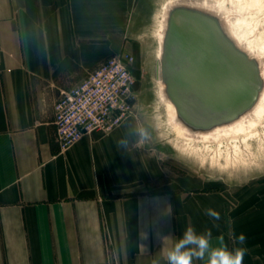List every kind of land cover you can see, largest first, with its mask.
<instances>
[{
	"label": "crops",
	"instance_id": "0c3cea01",
	"mask_svg": "<svg viewBox=\"0 0 264 264\" xmlns=\"http://www.w3.org/2000/svg\"><path fill=\"white\" fill-rule=\"evenodd\" d=\"M147 1L0 0V264H167L188 226L210 228L213 246L222 236L228 249L246 247L244 264H264L261 184L164 183L133 116L59 148L56 101L131 51Z\"/></svg>",
	"mask_w": 264,
	"mask_h": 264
},
{
	"label": "water",
	"instance_id": "95a60500",
	"mask_svg": "<svg viewBox=\"0 0 264 264\" xmlns=\"http://www.w3.org/2000/svg\"><path fill=\"white\" fill-rule=\"evenodd\" d=\"M187 24L199 28L188 30ZM208 45L237 59L241 64L234 65L238 71L255 73L253 85L239 91L219 76L229 75L228 67H223L222 73L212 71L211 57L203 51ZM158 61L157 77L160 73L165 94L175 105L179 121L192 131H209L235 121L255 105L263 89L258 60L238 46L218 16L194 6L176 5L171 9Z\"/></svg>",
	"mask_w": 264,
	"mask_h": 264
},
{
	"label": "bare ground",
	"instance_id": "6f19581e",
	"mask_svg": "<svg viewBox=\"0 0 264 264\" xmlns=\"http://www.w3.org/2000/svg\"><path fill=\"white\" fill-rule=\"evenodd\" d=\"M176 5L194 6L218 16L238 46L249 56L258 60L264 79V0H170L166 2L161 10L158 60L163 50L169 13ZM186 28L191 30L199 27L187 24ZM203 31L209 36H214L210 30ZM203 51L211 57L209 65L212 71L222 73L223 67H228L229 75L220 74L219 76H223L230 85L239 91L248 90L253 85L257 75L253 72L238 71V66H234L241 65L237 59L228 58L225 51L210 45L204 46ZM157 67L159 70V66ZM157 79L159 95L167 109L168 125L175 136L184 142L185 151H206L213 155L214 162L221 164L225 160L227 165L233 166L239 163L254 164L259 156H264L263 82L259 98L249 111L229 124L202 132L192 131L179 121L175 105L165 94V85L160 78V73Z\"/></svg>",
	"mask_w": 264,
	"mask_h": 264
},
{
	"label": "rangeland",
	"instance_id": "374dc122",
	"mask_svg": "<svg viewBox=\"0 0 264 264\" xmlns=\"http://www.w3.org/2000/svg\"><path fill=\"white\" fill-rule=\"evenodd\" d=\"M168 1H147L145 13L134 25L138 34L128 40L131 51L125 52L132 57L137 96L131 116L139 118L149 149L156 152L163 164L164 183L179 179L186 186L192 183L211 189L224 184H261L264 191V156H259L254 164L239 163L233 166L227 165L225 160L219 164L206 151H185L184 142L175 136L168 125L167 109L160 98L157 79L161 10Z\"/></svg>",
	"mask_w": 264,
	"mask_h": 264
},
{
	"label": "built area",
	"instance_id": "2783aa9c",
	"mask_svg": "<svg viewBox=\"0 0 264 264\" xmlns=\"http://www.w3.org/2000/svg\"><path fill=\"white\" fill-rule=\"evenodd\" d=\"M131 66L128 53L109 57L81 83L62 93L54 105L61 151L94 132L112 133L132 115L137 96Z\"/></svg>",
	"mask_w": 264,
	"mask_h": 264
},
{
	"label": "clouds",
	"instance_id": "9594fccd",
	"mask_svg": "<svg viewBox=\"0 0 264 264\" xmlns=\"http://www.w3.org/2000/svg\"><path fill=\"white\" fill-rule=\"evenodd\" d=\"M204 213L213 220L220 219V213L212 208H206ZM169 214H171L170 211ZM213 239L210 228L198 234L194 227L188 226L182 237L167 249V264H194V260L203 261L205 264H244V258L248 251L246 247L228 249L222 236L215 238L218 246H213ZM246 239L244 233H240L236 237L239 245H244ZM153 264H159V261L154 260Z\"/></svg>",
	"mask_w": 264,
	"mask_h": 264
}]
</instances>
